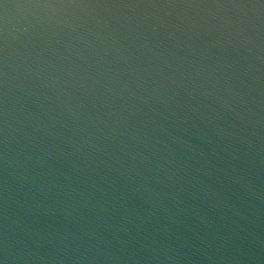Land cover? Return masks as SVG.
I'll use <instances>...</instances> for the list:
<instances>
[{
  "label": "water",
  "instance_id": "1",
  "mask_svg": "<svg viewBox=\"0 0 264 264\" xmlns=\"http://www.w3.org/2000/svg\"><path fill=\"white\" fill-rule=\"evenodd\" d=\"M0 264H264V0H0Z\"/></svg>",
  "mask_w": 264,
  "mask_h": 264
}]
</instances>
